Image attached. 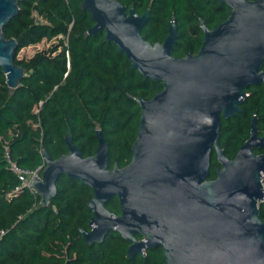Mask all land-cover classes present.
<instances>
[{"label":"water","instance_id":"1","mask_svg":"<svg viewBox=\"0 0 264 264\" xmlns=\"http://www.w3.org/2000/svg\"><path fill=\"white\" fill-rule=\"evenodd\" d=\"M216 1L230 8L229 15L213 28L200 21L198 51L177 57L174 17L163 41L152 43L141 34L150 7L139 14L118 0H82L80 9L93 22L85 34L104 32V41L115 43L133 69L162 83L151 98H135L139 123L126 165L108 167V142L99 127L94 154L82 155L70 129L67 153L52 158L40 150V177L31 187L42 206L55 197L63 175L91 189L89 229H81L87 245L116 231L128 243L127 258L161 247L166 264H264L257 206L264 201V153L255 151L264 149V131L259 134L256 114L233 158L220 147V118L240 111L246 89L264 87V0ZM18 3L0 0V70L9 89L24 76L14 62L17 41L2 32ZM212 151L219 166L209 179ZM113 197L119 214L106 208Z\"/></svg>","mask_w":264,"mask_h":264},{"label":"trees","instance_id":"2","mask_svg":"<svg viewBox=\"0 0 264 264\" xmlns=\"http://www.w3.org/2000/svg\"><path fill=\"white\" fill-rule=\"evenodd\" d=\"M118 1L126 8L133 5L139 14L150 7L141 34L152 43L163 41L174 17L177 39L172 54L177 57L198 51L203 39L200 21L213 28L230 13L216 0ZM81 2L19 0L17 14L2 30L5 38L17 41L14 62L24 68V76L9 89L0 70V229L6 231L0 240V264H166L161 247L127 258L128 243L116 231H109L101 243L87 245L81 229H89L91 189L63 175L56 181L55 197L44 207L28 188L15 189L18 179L4 157L7 147L19 165L36 170L43 163L41 148L52 158L68 152V129L85 157L96 150L99 126L108 142V167H122L131 159L140 114L135 98H151L162 83L133 69L115 43L104 41V32L86 35L93 22L90 13L80 9ZM33 10L45 21L36 19ZM57 35L64 36L67 45L59 41L27 61L16 59L22 48ZM245 92L240 111L220 118V147L229 158L248 138L253 114L259 134L264 131L263 84ZM210 159L208 178L213 179L219 166L214 151ZM106 208L119 214L117 197ZM259 217L264 222V205L259 206Z\"/></svg>","mask_w":264,"mask_h":264},{"label":"built area","instance_id":"3","mask_svg":"<svg viewBox=\"0 0 264 264\" xmlns=\"http://www.w3.org/2000/svg\"><path fill=\"white\" fill-rule=\"evenodd\" d=\"M65 45H67V42L65 43ZM66 55L68 56L67 51H66ZM4 157L8 164V168L18 179V185L16 186L15 189L21 190L23 188H28L32 193H36L34 188L31 187V180L34 177H40L41 167H39L36 170H30L26 167L19 165L15 160L11 158L9 149L7 147H5ZM261 184H262V190L264 193V178L261 179ZM261 205H264V201L257 202L258 207ZM5 233L6 231L4 229H0V240L2 239Z\"/></svg>","mask_w":264,"mask_h":264},{"label":"rangeland","instance_id":"4","mask_svg":"<svg viewBox=\"0 0 264 264\" xmlns=\"http://www.w3.org/2000/svg\"><path fill=\"white\" fill-rule=\"evenodd\" d=\"M32 14L34 17L40 21H45L43 16L39 15L37 11L33 10ZM61 41L64 45L66 43V38L62 35H57L55 37H52L50 40H46L45 38L42 39L39 43L30 44L27 47L22 48L18 53L16 54V59H23L27 61L30 59L36 52L38 51H45L50 45L55 44L57 42ZM99 127V126H97Z\"/></svg>","mask_w":264,"mask_h":264},{"label":"flooded vegetation","instance_id":"5","mask_svg":"<svg viewBox=\"0 0 264 264\" xmlns=\"http://www.w3.org/2000/svg\"><path fill=\"white\" fill-rule=\"evenodd\" d=\"M263 132V131H262Z\"/></svg>","mask_w":264,"mask_h":264}]
</instances>
